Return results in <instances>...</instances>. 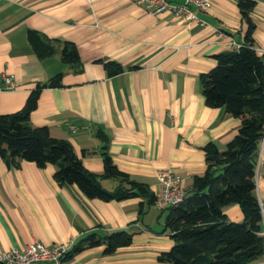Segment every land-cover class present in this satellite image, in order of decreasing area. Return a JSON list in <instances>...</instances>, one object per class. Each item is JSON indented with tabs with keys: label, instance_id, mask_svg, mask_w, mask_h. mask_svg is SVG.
<instances>
[{
	"label": "crops",
	"instance_id": "0c3cea01",
	"mask_svg": "<svg viewBox=\"0 0 264 264\" xmlns=\"http://www.w3.org/2000/svg\"><path fill=\"white\" fill-rule=\"evenodd\" d=\"M254 1L251 37L264 60V0ZM194 12L198 20L187 23L166 12L150 13L135 0H0V83L10 75L15 84L0 91V114L20 109L37 83L62 72L60 86L40 91L29 115L32 126H46L53 136L67 139L95 173L103 170L101 130L115 165L154 195L157 172L166 168L180 173L187 189L205 170L202 146L212 141L224 148L240 123L224 106L205 104L199 75L214 65L213 54L232 49L229 37L243 42L247 26L237 0H210L206 11ZM28 28L54 39L57 52L37 58ZM64 40L75 44L79 64L61 61ZM108 60L122 70L108 75L103 66ZM53 172L51 164L7 165L0 156L1 249L21 250L33 240L47 246L71 241L72 249L89 232L106 236L125 230L131 244L112 254H103L102 246L88 248L62 264H167L157 259L173 244L164 225L166 210L144 196L88 198L75 185H57ZM254 182L264 230V143L257 151ZM101 183L112 188L117 180ZM224 213L231 221L243 219L238 204L226 206ZM251 264H264V253Z\"/></svg>",
	"mask_w": 264,
	"mask_h": 264
},
{
	"label": "trees",
	"instance_id": "16d2710c",
	"mask_svg": "<svg viewBox=\"0 0 264 264\" xmlns=\"http://www.w3.org/2000/svg\"><path fill=\"white\" fill-rule=\"evenodd\" d=\"M246 23L242 45L212 55L215 63L200 73L199 82L208 107L224 106L240 121L237 133L224 148L209 141L202 146L205 170L194 175L183 201L167 211L164 225L171 232V247L157 259L167 264H251L264 253L262 212L255 194L254 173L257 151L264 136V60L258 55L251 37L254 28L249 12L254 0H237ZM27 40L37 58L44 59L57 52L54 39L36 29L26 30ZM59 49L63 63L79 64L75 44L64 40ZM108 75L122 70L113 60L103 63ZM62 72L32 88L22 107L0 114V156L7 165L17 166L19 160L34 162L44 168L54 166L52 178L57 183L75 185L86 197L103 201L144 196L154 204L155 195L149 187L121 171L104 149L107 136L97 133L102 145L103 170L89 171L82 164L71 143L53 136L46 126H32L29 115L37 106V98L45 87L61 85ZM114 178L112 188L101 179ZM238 204L243 214L240 222L227 219L224 208ZM142 206V204H140ZM132 242L131 233L116 230L106 236L89 232L65 253L63 259L82 250L102 246L103 254H112ZM62 259V261H63Z\"/></svg>",
	"mask_w": 264,
	"mask_h": 264
},
{
	"label": "built area",
	"instance_id": "2783aa9c",
	"mask_svg": "<svg viewBox=\"0 0 264 264\" xmlns=\"http://www.w3.org/2000/svg\"><path fill=\"white\" fill-rule=\"evenodd\" d=\"M137 4L150 13L166 12L174 17L181 18L187 23L197 21L194 9L206 11L210 6V0H135ZM194 7V8H192ZM219 36L224 33L218 31ZM227 44L232 49H238L242 43L229 37ZM15 84L10 75H4L0 83V91L14 88ZM264 143V136L260 144ZM159 191L155 195L154 205L158 209H166L179 205L186 195V188L180 173L171 168L157 172ZM264 234V230H262ZM72 242H57L52 245H44L37 240L27 243L21 250L10 247L0 248V264H62L66 252L70 250Z\"/></svg>",
	"mask_w": 264,
	"mask_h": 264
},
{
	"label": "water",
	"instance_id": "95a60500",
	"mask_svg": "<svg viewBox=\"0 0 264 264\" xmlns=\"http://www.w3.org/2000/svg\"><path fill=\"white\" fill-rule=\"evenodd\" d=\"M74 65H77V63H76V64H74ZM67 66H68V67H71V66H72V64H67Z\"/></svg>",
	"mask_w": 264,
	"mask_h": 264
},
{
	"label": "rangeland",
	"instance_id": "374dc122",
	"mask_svg": "<svg viewBox=\"0 0 264 264\" xmlns=\"http://www.w3.org/2000/svg\"><path fill=\"white\" fill-rule=\"evenodd\" d=\"M155 206V205H154ZM156 207V206H155ZM158 209V208H157Z\"/></svg>",
	"mask_w": 264,
	"mask_h": 264
}]
</instances>
